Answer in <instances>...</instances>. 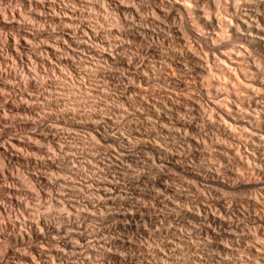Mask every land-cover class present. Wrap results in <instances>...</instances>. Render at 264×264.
Masks as SVG:
<instances>
[{
	"label": "bare ground",
	"instance_id": "1",
	"mask_svg": "<svg viewBox=\"0 0 264 264\" xmlns=\"http://www.w3.org/2000/svg\"><path fill=\"white\" fill-rule=\"evenodd\" d=\"M54 1L0 0V264H264V0Z\"/></svg>",
	"mask_w": 264,
	"mask_h": 264
},
{
	"label": "rangeland",
	"instance_id": "2",
	"mask_svg": "<svg viewBox=\"0 0 264 264\" xmlns=\"http://www.w3.org/2000/svg\"><path fill=\"white\" fill-rule=\"evenodd\" d=\"M53 1H54V0H53ZM56 1H57V2L60 1V3H63V4H61L63 7L65 6V3H67V4L69 5L68 2H70V5H72V4H73V5H76V4L79 5V3H80L79 8L82 9V10H83V9L85 10V9H87V8L90 9L89 12L91 13L92 17L94 16V13H96L95 11H97L98 13H96V15H95L94 17H96V16L99 15V17L102 18V19H101V22H102L101 25H102L103 27H101V25H100V27H101L100 30H102L104 27H105V29H108V28L110 29V28H112L111 26H112V25L114 24V22H115V20H114V16L112 17V14L110 15V13L107 12V11H105V9H104L105 7H107V8L109 7L108 10L110 11L111 8H112V5L110 6L108 3H104V2H103L104 4H102V6H101V4H100V3H102L101 0H100V1H98V0H97V1H96V0H89V1H91V3H95V5H98V3H96V2H99V4H100L99 6L101 7L102 10L99 9L100 7H96L97 10H95L96 8H93L94 11H92L93 9L91 10V8H92V6L95 7V5H94V4L92 5V4L90 3V5H91L90 7H91V8L88 7V5H87V4H89V1H88V0H87V3H85L86 0H67V1H64V2H63V0H55V1H54V4H55V6H56V7H55V8H56L55 11H57L59 14H63V9H62L63 7H62V8L59 7V6H61V5H59V2L57 3ZM80 1H81V2H80ZM145 1H146V0H145ZM214 1H215V0H214ZM215 2L217 3L218 0L215 1ZM144 3H145V2H144ZM144 3H143V4H144ZM149 3H150V2L147 1V2L145 3V6H147ZM146 4H147V5H146ZM150 4H151V3H150ZM150 4H149V5H150ZM220 4H221V3L218 2L217 7H218V5H219V7H218L216 10L213 9V11H216V12L218 13L219 11H217V10H220L221 7H222V9H224L225 6L222 5V4H221V5H222V6H221ZM78 5H76V6H78ZM83 5H84V6H83ZM86 5H87V6H86ZM103 5H104L105 7H104ZM106 5H107V6H106ZM108 5H109V6H108ZM149 5H148V6H149ZM80 6H81V7H80ZM151 6H152V5H151ZM207 6H208V7H207ZM209 6H210V5H208V4L205 5V8H208V9H206V11L209 10V11H211V13H213L212 10H210ZM220 6H221V7H220ZM57 7H58V8H57ZM85 7H86V8H85ZM102 7H104V8H102ZM59 8H60V10H58ZM107 8H106V10H107ZM26 9L28 10L29 8H26ZM26 9H24V10H25L24 13L26 14V19L29 20V21H32V22H33V20H34V18L36 17V15L32 14L31 12H33L34 9H31V8H30L28 11H27ZM88 9H87V11H88ZM222 9L220 10L221 13H222V11H223ZM98 10H99V11H98ZM100 10H101V11H100ZM91 11H92V12H91ZM28 13H29V14H28ZM30 13H31V14H30ZM99 13H100V14H99ZM108 14H109V15H108ZM33 15H34V17H33ZM29 16H30L33 20H31ZM109 16H110V17H109ZM28 17H29V18H28ZM235 20H236V19H235ZM34 22L36 23L37 21H34ZM37 24H40V25H41V24H43V23H38V22H37ZM103 35H104V34H103ZM2 36H3V35H2ZM109 37H110V36H109ZM3 38H4V39H3ZM3 38L0 39V45H2V47H3L4 51H5V53H6L7 56H8V55L10 54V51H11V47H10V45H13V44H12V42L9 41L8 38H6L5 35L3 36ZM110 38H111V37H110ZM2 40H3V41H2ZM7 41H8V42H7ZM3 43H4V44H3ZM10 43H11V44H10ZM143 44H144V45H147L146 42H145V43H144V42H143V43H140V44H138V45H143ZM67 45H69V44H67ZM199 45L204 46V43H199ZM8 57L11 59L10 55H9ZM78 63H80V61H78ZM78 63H77V61L73 62V64H72L71 67L68 66L69 68H68V67H65V68H64L63 66H60L61 68H63V72H62V70H60V67H57L59 64L56 63V65H55L56 68H54V70H55L56 72H55L54 70H51V71H53V72L51 73V71H50V74H51L50 77L52 76L53 79H54L55 77H57V75L60 76V73H61V75H65V78H67L66 80H68L69 83H72V82H73L74 85H75V84H77V85H78V84H81V86L84 85V87H82L83 90H84V88H86L84 91H87V90L89 89L88 87H90V86H92V87H91L92 89H93V88H96L97 86H99V88H100L101 86H103V84H101V82H100V85H101V86L99 85V83L96 85L97 82L93 80L92 75H93V73L95 72V67L93 68V66H90L87 62H82V63H80L81 65L84 66V67H83V66L81 67ZM84 63H85L86 65H84ZM29 65H30L29 67L32 68V69H33V66H36V65L31 66L32 64H29ZM76 65H77V66H76ZM78 65H79V66H78ZM27 66H28V65H27ZM87 66H88L89 68L92 67V69L90 70L89 68H87ZM25 68H26V65H25ZM36 68L38 69L39 66L36 67ZM72 68H73V69H72ZM86 68H87V69H86ZM39 69H40V68H39ZM39 69H38V70H39ZM64 69H65V70H64ZM58 70H59V71H58ZM75 70H76V72H75ZM93 70H94V71H93ZM57 71H58V72H57ZM89 71H90V72H89ZM91 71H92L93 73H92ZM64 72H65V73H64ZM70 72H71V73H70ZM77 72H80V73H77ZM53 73H54V74H53ZM55 73L57 74L56 76H55ZM58 73H59V74H58ZM62 73H63V74H62ZM86 73H87V74H86ZM44 74H45V73H43V75H44ZM72 74H73V75H72ZM82 74H83V75H82ZM53 75H54V76H53ZM68 75H69V76H68ZM71 75H72L73 78L70 77ZM90 75H91L92 79H91ZM45 76H46V75H45ZM66 76H68V77H66ZM88 76H89V77H88ZM60 77H61V76H60ZM57 78H59V77H57ZM69 78H70V79H69ZM71 78H72V80H71ZM70 81H71V82H70ZM77 85H76V86H77ZM93 85H94V87H93ZM95 85H96V86H95ZM56 86H57V85H56ZM57 87H58V86H57ZM57 87H54V90L58 92V91H60V89L57 88ZM56 88H57V89H56ZM91 88L89 89L88 93H90L91 91L94 92ZM97 88H98V87H97ZM107 90H111V91H108V92H109L108 96H110V97L105 96V95H103V94L95 95L94 93H91V94H93V95H91V94L86 95V97L88 96V97L86 98V100H87L89 97H90V98H89V101H90L91 98H92V100L98 98V102L101 103V101H102V97H101V96L103 95V97H104L103 99H104V100H103L102 102H103V103L106 102V103H104V104H109V103H110V104H113V103H115L116 100H117V97L115 96L117 92H116L113 88L111 89V87H109ZM113 90H114L115 92H114ZM112 91H113V92H112ZM95 93H96V92H95ZM55 95H58V93L55 94ZM89 95H90V96H89ZM94 96H95L96 98H95ZM97 96H98V97H97ZM71 98H72V97H71ZM106 99H107V101L109 100V101H108L109 103H107V101H105ZM115 99H116V100H115ZM96 100H97V99H96ZM89 101H87V102H89ZM90 102H91V101H90ZM103 103H101L100 105H102ZM45 104H46V105H45ZM45 104H44L45 107L50 105V104H48V103H45ZM44 106H43V108L46 110V112L49 110V111H50L49 115L54 116L55 112H57V110L60 109V108L63 106V104H62L60 107H58L57 110H52V109H51V106H49L50 109H49V108H45ZM44 109H43V111H44ZM47 109H48V110H47ZM62 109H63V107H62ZM49 111H48V112H49ZM52 111H53V113H51ZM44 112H45V111H44ZM47 114H48V113H47ZM29 130H30L31 132H30ZM29 130H28V129H27V130H21L20 133H22V136H25V132L27 131L26 134L29 132L28 135L30 134L31 137H29V138H30L31 140H32V139H33V140L36 139V140H34V141H37V139H38V140L41 139L40 135H39V134H38L39 136L37 135V133H38V132L40 133L41 131L34 130V129H33V130L29 129ZM32 131H33V132H32ZM35 131H36V133H35ZM32 134H35V135H32ZM78 134H79L78 136H80V135L82 136V132H80V133H78ZM83 134H84V133H83ZM20 135H21V134H20ZM32 136H33V137H32ZM35 137H37V138H35ZM4 138H6V137H4ZM50 138H51L52 141H53V138H52L51 136H50ZM50 138L48 139V143H49V144L46 142L48 145L45 144V146H49V145L51 144L50 141H49V140H51ZM6 139H7V138H6ZM31 140H30V141H31ZM28 141H29V140H28ZM30 141H29V143H32V141H31V142H30ZM27 146H28V145H27ZM29 149H30V148H29ZM29 149H27V150H29ZM24 167H26V168H24ZM27 167H28V166H25V165L20 166L21 171L23 172V174H24L25 172H27V173H25V176L28 175V172H32V170H33L31 167H28L29 169H28ZM22 168H23V169H22ZM25 170H26V171H25ZM27 170H29V171H27ZM49 173H51V170H49ZM58 173H59V172H58ZM58 173H56V174H58ZM60 174H61V172H60ZM60 174H58L57 176L53 174V176H55V178L58 177L59 179H63L64 176H63V175H60ZM61 177H63V178H61ZM147 204H148V202H147ZM45 206H47V205H45ZM49 206L52 207L51 205H49ZM53 206H54V205H53ZM47 208H49V207H47ZM54 208H55V207H54ZM54 208H51L50 210L52 211ZM43 209H44V208H43ZM152 209H153V208H152ZM153 210H154V209H153ZM153 210H152V211H153ZM53 212H57V209H55ZM233 223L236 225L235 222H233ZM145 225H147V227L150 226L148 222H147ZM97 226H98V225H97ZM153 226H154V225H153ZM131 230H132V231H129V230H128L127 235H126V233H125L126 237H132V239H133V240L135 239V240H136V243L139 244L140 240L142 241L143 239H142V238H138V236H136V234H134V229H131ZM120 231H121V230H120ZM121 232H122V231H121ZM121 232H120V233H121ZM131 232H132V233H131ZM122 233H123V232H122ZM123 235H124V233H123ZM125 235H124V236H125ZM132 235H133V236H132ZM137 239H138V240H137ZM110 263H111V264H114L115 262H114V261H113V262L110 261ZM116 264H117V263H116Z\"/></svg>",
	"mask_w": 264,
	"mask_h": 264
}]
</instances>
